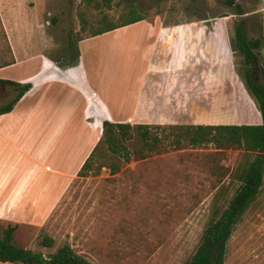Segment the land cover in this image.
I'll list each match as a JSON object with an SVG mask.
<instances>
[{
    "label": "rangeland",
    "instance_id": "1",
    "mask_svg": "<svg viewBox=\"0 0 264 264\" xmlns=\"http://www.w3.org/2000/svg\"><path fill=\"white\" fill-rule=\"evenodd\" d=\"M235 1L238 4L228 0H115L108 12L117 19L134 7L147 14V19L157 18L163 24L216 26L226 35L228 55L238 75L231 82L236 102L241 100L243 87L250 93L246 86L247 70L253 69L256 79L263 80L260 69L264 63V12L259 11L264 8V0ZM237 6L242 14L237 13ZM100 14L96 9L87 10L81 0H0L2 24L14 55L24 63L3 74L33 73L45 57L56 58L61 66L66 65L71 58L68 40L72 34L89 75L100 79L106 76L109 80L120 78L122 83L117 89L106 86L104 91L123 93L125 79L134 64L133 49H126L125 43L131 33L135 37L134 29H121L81 43L82 38L91 37V32L99 27ZM238 15L247 18L239 20ZM84 16L90 24L83 31ZM239 22H244L250 37L263 40L262 59L256 65H247L236 47L235 29ZM3 53L4 40L0 34V59ZM225 83L223 78L217 82L218 103L231 101ZM104 91L99 88V93ZM16 93L15 88L0 84V106L12 100ZM235 110L227 114L238 117ZM194 115L186 111L179 123L188 124ZM63 133L58 134V149L64 136L77 135L71 129ZM82 137L83 142L89 136ZM103 137L102 133L100 138ZM104 152L109 156L106 147ZM109 157L103 160L110 162ZM253 158L252 153L238 147L220 149L209 144L169 148L145 159L133 156L115 174L105 166L98 174L80 176L81 162H75L58 202L53 208L43 210L42 216L37 208L0 207V235L8 226L16 225L15 242L24 248L49 255L69 243L95 264H186L215 209L226 205L239 186L240 181L233 179L235 170ZM60 161L53 158L47 163L54 168L66 165ZM12 164L17 166L18 159ZM49 175L54 176L48 173L44 181ZM1 205L4 204L0 202ZM45 235L55 240L53 247L41 244ZM0 264L15 263L0 261ZM226 264H264V186L230 239Z\"/></svg>",
    "mask_w": 264,
    "mask_h": 264
},
{
    "label": "crops",
    "instance_id": "2",
    "mask_svg": "<svg viewBox=\"0 0 264 264\" xmlns=\"http://www.w3.org/2000/svg\"><path fill=\"white\" fill-rule=\"evenodd\" d=\"M259 12H264V8ZM125 28L134 29V38H137H132L131 33L125 43L126 49H133L134 64L125 79L123 93L105 92L106 86L117 89L122 83L120 78H93L80 57L62 66L58 59L45 57L33 73L3 74L24 64L15 56L13 65L0 69L2 80L32 84L11 112L0 114V202L4 204L0 207L5 210L37 208L40 216L43 210L53 208L75 162H81L82 166L98 143L104 120L185 124L179 123V119L188 111L196 113L188 124L257 125L263 122L255 99L244 87L240 91L241 100L233 99L231 82L238 75L228 55L226 35L216 26L182 22L165 25L156 18L114 31ZM99 36L85 38L81 43ZM220 78L225 80L230 100L234 102L218 103L215 99ZM0 84L14 88L7 83ZM100 87L105 93H99ZM234 110L238 117L227 114ZM70 129L77 131V135L64 136L58 149V134ZM85 134L89 137L82 142ZM15 158L19 164L14 167ZM53 158L65 161L66 165L57 168L48 165ZM48 173L54 176L49 175L44 181ZM41 184L44 185L41 187Z\"/></svg>",
    "mask_w": 264,
    "mask_h": 264
},
{
    "label": "trees",
    "instance_id": "3",
    "mask_svg": "<svg viewBox=\"0 0 264 264\" xmlns=\"http://www.w3.org/2000/svg\"><path fill=\"white\" fill-rule=\"evenodd\" d=\"M228 1L233 5L237 2ZM81 2L87 10L101 11L99 18L94 17L98 18L99 27L91 32V37L114 31L149 17L133 7L122 13L119 18L113 19L108 11L113 8L115 0H81ZM237 11L239 14L243 13L240 6H237ZM84 20L83 31L89 26L86 24H90L85 16ZM170 24L165 23V25ZM0 34L4 40V53L0 59L1 69L16 62L1 18ZM83 39L85 38L81 40ZM235 43L237 49L244 55L247 65H253L254 62L260 63L262 58L258 52L261 50L263 40L259 37H250L244 22H239L236 26ZM68 50L71 52L68 63L71 64L79 58L72 34H69ZM260 71L262 81L256 79L253 69L247 70L246 86L261 112L263 119L261 124H131L104 120V137L99 139L85 160L79 175L98 174L105 166H108L111 173L115 174L133 156L145 159L169 148L182 149L185 146L198 147L214 144L220 149L234 146L252 153L254 158L245 165L239 166L233 174V179L240 181L234 195L222 208L215 209V215L206 226L197 249L186 262V264H226L230 239L243 216L260 196L264 186V63ZM0 83L10 84L17 90L15 97L0 107V114L11 112L17 102L32 88L31 83L23 84L12 80L0 79ZM105 147L110 157L104 152ZM104 157H109L110 162L104 161ZM16 229V225H10L0 235L1 262L95 264L79 254L69 243L49 255L24 248L15 242ZM54 243L55 240L49 235H45L41 241L45 247H53Z\"/></svg>",
    "mask_w": 264,
    "mask_h": 264
},
{
    "label": "water",
    "instance_id": "4",
    "mask_svg": "<svg viewBox=\"0 0 264 264\" xmlns=\"http://www.w3.org/2000/svg\"><path fill=\"white\" fill-rule=\"evenodd\" d=\"M236 4H238V2H236ZM237 18L239 20H245L247 18V15H238ZM258 55H260V52H258ZM257 62H254L253 65H256Z\"/></svg>",
    "mask_w": 264,
    "mask_h": 264
}]
</instances>
